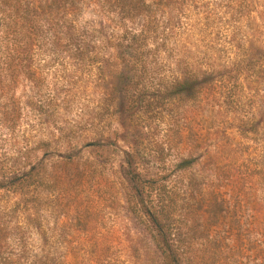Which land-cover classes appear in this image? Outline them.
Wrapping results in <instances>:
<instances>
[{
	"label": "rangeland",
	"instance_id": "1",
	"mask_svg": "<svg viewBox=\"0 0 264 264\" xmlns=\"http://www.w3.org/2000/svg\"><path fill=\"white\" fill-rule=\"evenodd\" d=\"M80 1L82 57L0 0V264H161L126 169L174 185L186 251L264 264V0H161L135 49L107 38L144 14Z\"/></svg>",
	"mask_w": 264,
	"mask_h": 264
},
{
	"label": "trees",
	"instance_id": "2",
	"mask_svg": "<svg viewBox=\"0 0 264 264\" xmlns=\"http://www.w3.org/2000/svg\"><path fill=\"white\" fill-rule=\"evenodd\" d=\"M97 1L100 9L110 10L112 5H116V3H111V0ZM137 1L143 7L137 8L136 5L130 3L132 0H120L118 8L123 9L126 6L128 11L134 10L142 13L146 22L139 24L138 29L125 27L119 36L124 40L115 34L110 35V38H107L109 43L119 39L121 41L119 45L125 41L124 46L132 45V49H135L138 44L142 43L141 41L145 40L148 31L150 33L155 31L149 19L154 16V11L149 6H156L160 3L162 5V2L166 0L162 2L161 0ZM80 5V0H3L2 11L6 17L11 19L20 37V42L28 47L38 37L47 36V42L54 48L78 51L94 48L91 36L92 33L98 32L93 24H83L78 19L81 14ZM80 53L77 52L78 57H82ZM194 81L182 78L173 90L175 93H192ZM191 163L192 158H182L174 166L178 169H186ZM125 173L136 197L137 210L146 217L150 224L151 240L158 251L161 264H207V255L186 251L184 249L185 240L179 238L174 232V185L167 186L163 181V176L146 177L141 180L139 174L132 169H126Z\"/></svg>",
	"mask_w": 264,
	"mask_h": 264
}]
</instances>
